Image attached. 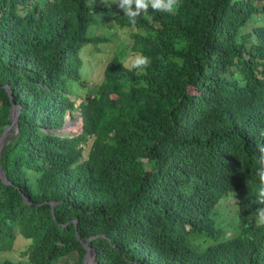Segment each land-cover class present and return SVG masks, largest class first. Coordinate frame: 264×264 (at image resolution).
<instances>
[{
  "label": "trees",
  "instance_id": "16d2710c",
  "mask_svg": "<svg viewBox=\"0 0 264 264\" xmlns=\"http://www.w3.org/2000/svg\"><path fill=\"white\" fill-rule=\"evenodd\" d=\"M105 2L0 0V133L19 106L0 147V264H81L82 243L96 264H264V0H181L134 27ZM116 29L150 65L113 54L75 105L81 49ZM74 110L80 131L60 133Z\"/></svg>",
  "mask_w": 264,
  "mask_h": 264
},
{
  "label": "rangeland",
  "instance_id": "374dc122",
  "mask_svg": "<svg viewBox=\"0 0 264 264\" xmlns=\"http://www.w3.org/2000/svg\"><path fill=\"white\" fill-rule=\"evenodd\" d=\"M99 2L101 3L102 0H99ZM110 2L114 3V0H107V2L105 3L110 4ZM113 5L117 6L116 4ZM103 17L105 19L103 24L91 29V32L93 34L106 32L108 30V27H110L111 17L106 15H104ZM113 33L114 35L109 36L110 39L108 42L100 43L95 46L91 44H87L84 46V48L81 49L79 54L81 59L80 74H81V79L86 80V85L85 87H80L75 85L76 87H74V91L75 92L77 91L75 93V96L73 97L75 105H77L78 102L82 99V97L84 96L83 94H85V90L87 89V87L90 89V85H93L95 81H99L100 75L102 74L103 63L105 62L106 59L111 57L113 54H116L126 66H129L128 58L131 57V53L127 48L128 46H126L128 39L120 29H116V32ZM80 127H81V122H80V116L78 110H74L72 112L71 117L68 114H65L64 122L59 132L66 134L77 133L80 131ZM230 214L231 213L222 214L224 221L229 220L228 215ZM232 222L235 223L236 220H233ZM19 244L20 243H17L16 247ZM65 258L68 261H72L73 259H75V254H71ZM65 258L61 257L57 259L53 264H62L63 259Z\"/></svg>",
  "mask_w": 264,
  "mask_h": 264
},
{
  "label": "clouds",
  "instance_id": "9594fccd",
  "mask_svg": "<svg viewBox=\"0 0 264 264\" xmlns=\"http://www.w3.org/2000/svg\"><path fill=\"white\" fill-rule=\"evenodd\" d=\"M127 17L128 24L135 26L141 14L146 15L149 10L165 12L174 15L181 6V0H114V3ZM182 64V61H179ZM150 58L143 53H136L128 58L130 69L143 72L150 65ZM256 172L258 188L255 203L259 205L254 210V218L258 225L264 226V145H260L256 155Z\"/></svg>",
  "mask_w": 264,
  "mask_h": 264
},
{
  "label": "water",
  "instance_id": "95a60500",
  "mask_svg": "<svg viewBox=\"0 0 264 264\" xmlns=\"http://www.w3.org/2000/svg\"><path fill=\"white\" fill-rule=\"evenodd\" d=\"M8 94H9V99H11V94L10 92L8 91ZM19 112V106H15L13 104H11L10 106V109H9V118H10V123L2 130V132L0 133V147H1V141L3 139V137L5 136L8 128L10 127H13L15 132L17 131V121H16V118H17V114ZM0 179L3 181V182H6L5 181V177H4V174L1 170V167H0ZM51 212H52V209H50ZM75 236L76 238L78 239V235L77 233L75 232ZM82 246L85 250V253L82 257V260H81V264H85V261H86V257H87V254L88 252L91 253V259H92V263L93 264H96V261H95V251L93 248H91L88 244L86 243H82Z\"/></svg>",
  "mask_w": 264,
  "mask_h": 264
},
{
  "label": "bare ground",
  "instance_id": "6f19581e",
  "mask_svg": "<svg viewBox=\"0 0 264 264\" xmlns=\"http://www.w3.org/2000/svg\"><path fill=\"white\" fill-rule=\"evenodd\" d=\"M10 128H12V127H10ZM10 128H8V129H10ZM85 264H93L92 263L91 253L90 252H88V254H87Z\"/></svg>",
  "mask_w": 264,
  "mask_h": 264
}]
</instances>
